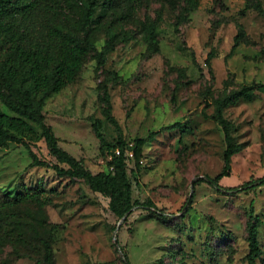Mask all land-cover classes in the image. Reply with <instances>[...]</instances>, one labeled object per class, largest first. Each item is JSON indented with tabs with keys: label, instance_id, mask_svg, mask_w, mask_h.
<instances>
[{
	"label": "rangeland",
	"instance_id": "1",
	"mask_svg": "<svg viewBox=\"0 0 264 264\" xmlns=\"http://www.w3.org/2000/svg\"><path fill=\"white\" fill-rule=\"evenodd\" d=\"M82 3L39 0L29 22L45 47L52 27L75 26ZM148 21L157 25L152 43L142 26ZM108 30L116 33L111 41ZM91 34L78 73L44 99L41 112L59 144L93 173L112 171L109 158L122 137L132 200L150 203L119 217L111 198L84 180L31 165L22 143L0 145V264H108L124 253L130 264H250L251 212L262 220L257 262L264 264V184L239 188L264 176V0H139L131 20L106 6ZM242 86L253 99L225 109L242 150L221 187L196 184L224 166L214 101ZM97 120L109 150L101 149ZM137 139L144 140L139 169ZM32 148L57 162L42 137Z\"/></svg>",
	"mask_w": 264,
	"mask_h": 264
},
{
	"label": "trees",
	"instance_id": "2",
	"mask_svg": "<svg viewBox=\"0 0 264 264\" xmlns=\"http://www.w3.org/2000/svg\"><path fill=\"white\" fill-rule=\"evenodd\" d=\"M38 2L39 0H0V101L10 112L3 110L0 105V145L8 142L22 143L30 153L31 165L47 166L73 180H84L91 189L109 196L113 212L119 217H124L134 206L145 207L150 201L141 203L139 200H132V186L127 176L125 142L122 137L115 147L121 149V154L115 155L110 162L114 169L109 172L93 173L84 166L81 159L59 144L60 139L46 123L41 106L49 94L60 91L78 73L84 55L93 46L91 32L100 8L107 6L117 12L122 19L131 20L137 12L139 0H82L83 5L76 10L75 26L68 28L67 31L57 26L52 27L47 34L50 32L54 38L46 47L43 44L44 40L40 41L43 37L36 33L33 24L29 22L34 18ZM142 26L145 38L151 43L155 42L156 21L142 22ZM76 30L83 32V40L75 35ZM107 34L110 41L116 37L113 31L108 30ZM240 36L241 34L236 36L234 48ZM211 56L212 53L207 61ZM262 86L264 87V84ZM253 97L254 91L242 86L229 92L225 91L215 99L213 118L222 127L227 143L224 166L215 177L205 175L196 184L208 182L221 187L219 180L230 175L232 156L242 150L243 145L236 141L233 135L234 124L225 116V109L239 98L252 100ZM104 99L109 100L108 94ZM110 112V108H107L110 121L117 124ZM35 126L40 127L41 136H38ZM100 126V121L97 120L94 123L95 133L101 141V149L109 150L110 145L104 139ZM40 137L47 143L50 153L57 160L56 163L42 159L33 150L34 141ZM143 145L144 140L137 139L133 149L137 169ZM262 184L264 176L254 181H246L239 188L247 189ZM191 199L187 198L185 204ZM261 224L260 217L251 212L247 236L249 243L247 259L250 264H258L257 261L261 258L259 240ZM108 264H130V261L127 253H124V257H118V262Z\"/></svg>",
	"mask_w": 264,
	"mask_h": 264
},
{
	"label": "built area",
	"instance_id": "3",
	"mask_svg": "<svg viewBox=\"0 0 264 264\" xmlns=\"http://www.w3.org/2000/svg\"><path fill=\"white\" fill-rule=\"evenodd\" d=\"M121 154V149L119 147L115 148V152L112 153V155H110V162L114 159L115 155H120ZM110 169L113 170L114 169V165L110 164Z\"/></svg>",
	"mask_w": 264,
	"mask_h": 264
},
{
	"label": "water",
	"instance_id": "4",
	"mask_svg": "<svg viewBox=\"0 0 264 264\" xmlns=\"http://www.w3.org/2000/svg\"><path fill=\"white\" fill-rule=\"evenodd\" d=\"M115 243H116V245H117L118 247H120V245H119V242H118V239H117V238L115 239Z\"/></svg>",
	"mask_w": 264,
	"mask_h": 264
}]
</instances>
